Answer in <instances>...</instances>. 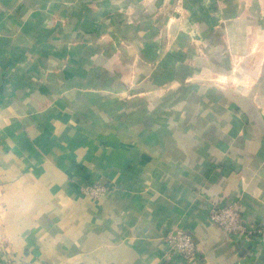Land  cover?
<instances>
[{
  "label": "crops",
  "instance_id": "1",
  "mask_svg": "<svg viewBox=\"0 0 264 264\" xmlns=\"http://www.w3.org/2000/svg\"><path fill=\"white\" fill-rule=\"evenodd\" d=\"M174 1L0 0V264H172L171 228L200 264H264V231L240 252L206 216L240 198L264 227V115L213 79L264 40V0Z\"/></svg>",
  "mask_w": 264,
  "mask_h": 264
},
{
  "label": "built area",
  "instance_id": "2",
  "mask_svg": "<svg viewBox=\"0 0 264 264\" xmlns=\"http://www.w3.org/2000/svg\"><path fill=\"white\" fill-rule=\"evenodd\" d=\"M109 187L106 183L87 181L81 189L93 198H99ZM240 198L222 201L210 198L206 216L233 242L240 252H249L260 239L264 227L248 222L240 208ZM162 257L174 264H200L199 248L193 236L182 228H171L165 234Z\"/></svg>",
  "mask_w": 264,
  "mask_h": 264
},
{
  "label": "rangeland",
  "instance_id": "3",
  "mask_svg": "<svg viewBox=\"0 0 264 264\" xmlns=\"http://www.w3.org/2000/svg\"><path fill=\"white\" fill-rule=\"evenodd\" d=\"M174 3H176V0ZM237 5L240 6L241 9H244L246 7V1L241 0ZM160 6L163 7V11L164 9H168L170 6L169 0H161ZM255 6L254 0H248V7L250 9H254ZM162 10L160 12H162ZM182 15L183 14H177L176 19L183 17L182 22H186V16ZM249 18L251 19L252 17L249 16ZM259 19L260 24H262V22L264 23V20H262L261 17ZM130 20L136 22L135 18L133 17H131ZM254 42L255 40H253V43ZM195 49L199 58H207L205 45L196 44ZM226 52L228 56L230 55L232 57L233 60L230 70H228L224 75L225 77H223V74H217L213 79H215L214 81L216 82L217 87L220 86L218 88L221 89L226 87L228 90V86L231 84V94L229 96L216 95V101L218 103H225L227 105L229 100H231V108L234 109L236 105H238L239 109V98L242 96L241 94H244L247 96L246 102L250 103L252 105L251 108L254 109L248 111L247 113L250 115L255 114V108H257V110H259V112L264 115V40L257 41V43L255 42V44L248 46L245 54L243 55H231V53L234 52H230L228 48H226ZM235 116L240 117L239 110Z\"/></svg>",
  "mask_w": 264,
  "mask_h": 264
}]
</instances>
